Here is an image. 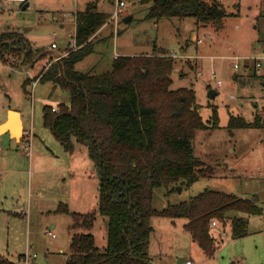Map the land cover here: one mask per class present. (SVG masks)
<instances>
[{
  "label": "trees",
  "instance_id": "trees-1",
  "mask_svg": "<svg viewBox=\"0 0 264 264\" xmlns=\"http://www.w3.org/2000/svg\"><path fill=\"white\" fill-rule=\"evenodd\" d=\"M148 3L146 18L193 16L197 24L222 27L225 8L217 0H140ZM109 18L90 1L75 12V48L45 65L35 77L51 81L68 91V102L58 110L44 105V125L67 148L72 138L87 146L98 176V212L107 217L104 249L96 245L94 212H69L71 233L64 264H151L148 242L154 215L185 217L186 229L207 253L215 248L210 222L230 217L231 236L247 233V218L229 216L231 210L259 214L262 207L253 197H240L220 189L204 188L188 200L168 202L157 208L153 192L165 194L177 185H191L199 178L202 161L194 154L192 140L198 128L219 125L217 106L204 121L195 104L192 88H171L174 58L167 52L118 54L111 67L102 72H83L75 63L91 53L96 42L108 36L94 33ZM131 20V19H130ZM119 33V31L117 32ZM13 31L0 33V55L4 51L32 60L27 39L13 40ZM22 58V57H21ZM27 81H25L26 84ZM257 117V115L255 116ZM228 128L258 126L231 114ZM0 264H16L0 260Z\"/></svg>",
  "mask_w": 264,
  "mask_h": 264
},
{
  "label": "rangeland",
  "instance_id": "rangeland-1",
  "mask_svg": "<svg viewBox=\"0 0 264 264\" xmlns=\"http://www.w3.org/2000/svg\"><path fill=\"white\" fill-rule=\"evenodd\" d=\"M123 1L126 6L119 19L108 18V25L94 33L95 37L103 36L108 31L112 35L103 42H98L96 51L79 61L76 69L91 73L105 71L111 67L116 53L167 52L175 61L171 73V88H192L195 104L198 105L204 121L211 118L214 105L217 106L219 116L217 127L196 129L192 140L194 154L202 161L199 178L191 185H177L176 190L168 196L163 194L164 188L154 189V207L161 208L165 200H188L206 187L234 193L240 197H256L262 207L259 214L243 215L248 220V234L242 237L231 236L230 226L226 229L227 224H230L229 219H225L223 223L216 219L223 232L221 239L216 236L218 245L209 255L193 241L191 233L184 228L183 223L187 221L185 217L152 216L154 231L150 248L154 252H151V255H154L153 264H174L172 253L178 249L191 255L195 264H264V126L236 127L232 132L227 126L231 114L244 116L247 120L253 116L254 105L251 99L245 97L242 99L243 105H239L237 96L244 90L249 93L260 90L256 85L243 84L240 79H234L233 72L243 69L246 55L264 54V0H217L226 10L220 28L197 24L193 16H173L158 20L146 18L144 9L139 7L140 0ZM18 4L13 1L5 2L2 7L4 10L0 11L1 17H5L22 30L25 26H33L28 36L41 47L49 46L53 39L59 45L64 44V37L74 30L72 22H68L64 28L59 27L58 22L52 18V14L57 15V12L45 15L31 7L21 9ZM82 5V0H66L62 13L72 16V11H69ZM99 7L103 10L111 8L109 4H99ZM136 7L140 9L138 13ZM128 14H132L133 18L125 21L124 17ZM53 31L57 32L56 37L52 36ZM13 35L19 39L26 38L24 32H15ZM234 55L240 56V67L237 69L232 65ZM46 58L47 56L28 62L27 59L21 60V57L11 52L4 51L0 55V116L4 114L7 104L18 106L27 112L34 105V130L38 137L41 134L39 126L42 105L51 104L50 101L41 99L49 98L62 102L69 98L68 91L63 88L57 86L53 89L51 81H37L34 84L35 77L45 64H48ZM217 79L221 80V84L217 83ZM210 89H215L217 93L209 95ZM231 94L235 95V98ZM30 127V119L25 116V128L33 135ZM41 129H45L49 138L59 145L49 129L43 126ZM18 139L21 140V135ZM22 144L23 141L19 146L22 147ZM32 150L34 152V148ZM97 184V178L93 177L91 196L97 194ZM8 199L11 200H6ZM235 212L240 213L238 210H231L228 214ZM98 215L101 216L99 212ZM68 219L70 221L69 216ZM18 228L20 229V225ZM216 229L217 227H211L212 232ZM50 230L51 233H48L45 227H39L38 234L31 233L30 243L36 248L30 249L31 255L36 252L34 264H63V254L58 250V246H62L64 252L69 253L70 235L66 233V227ZM86 231L95 235L98 248H105L107 225L96 220L94 226ZM52 233L57 235L53 237ZM25 242L24 234L13 238L6 233V228H0V252L9 259L17 258L16 253L12 251ZM203 259L204 262H201ZM17 264L23 263L20 261Z\"/></svg>",
  "mask_w": 264,
  "mask_h": 264
},
{
  "label": "crops",
  "instance_id": "crops-1",
  "mask_svg": "<svg viewBox=\"0 0 264 264\" xmlns=\"http://www.w3.org/2000/svg\"><path fill=\"white\" fill-rule=\"evenodd\" d=\"M90 1L96 2L97 9L108 13L110 16V12L112 10V4L110 0H82L83 5L80 8L78 6L77 7L75 6L76 8L74 10L69 11V12L72 11V16L71 15L67 16L64 13H62L63 7H65L64 5L66 3V0H26L24 3L18 4V6H20L21 9L31 7L34 10H38L45 13V15L51 14L53 12H57V15L54 13L52 14V18L58 22V25L61 28L66 27L68 22H72L74 26V30L72 33L69 32L67 37H64L65 40L63 39L62 43L64 44L62 45H59L55 41V39H53L50 41L49 46L46 45L44 47H41V45L37 44L38 42L31 40L28 36L33 26H25L24 29L22 30L21 27H17V25L10 23L9 20H6L5 17H1V15H0V33L6 31H13V33L24 32L26 36L25 39H27L29 43H31L30 45L32 47V50L34 52L37 51L36 52L37 55L28 62H32L35 59L47 56L46 59L49 64L54 59L58 58L57 57L58 55H60L59 57L65 55L68 52V50L71 48L70 44L72 43V40L74 38L73 36L75 35V12L77 10L83 9ZM5 2H8V0H0V11L4 10V8L2 7ZM99 4L101 5L109 4L111 8L110 10H106V9L103 10L101 7H99ZM23 5H25V7H23ZM139 7L140 9L142 8L144 9V13L146 15L149 4L141 3ZM139 7L138 8L136 7L137 13L140 10ZM59 12H61L62 14ZM130 15H131L130 19H132L133 15L132 14ZM130 19L125 21H129ZM106 25H108V23L102 25L99 28V30H102L103 27H105ZM109 34L110 33L108 31V33L103 34V36H108ZM52 36L56 37L57 32L53 31ZM13 40H18L17 36H15V38H10L7 41L12 42ZM52 43H56V46L52 47ZM97 43L98 42L94 44V48L91 53H94L96 51ZM91 53H89L86 56H89ZM117 55L118 54L116 53V56ZM252 56L255 55H246V60L243 63V69L239 72L234 71L233 77L234 79L237 80L240 79L243 82V84H249L251 86L256 85L259 88L260 91L257 90L256 93H252V92L249 93L246 92L245 90L240 92V95L237 96L238 97L237 104L243 105L242 99L245 97L250 98L254 105V112L252 118L248 120L252 121L255 118L256 123L258 124L257 127H260V126H264V75L258 74L253 71L252 59H251ZM234 59L235 60L233 61L232 65L234 69H237L238 67H240V63H239L240 56L234 55ZM21 60H24V58L22 57ZM79 61L75 63V68ZM235 62L239 64L237 68L234 67ZM48 64L46 63L45 65ZM83 72H87V71H83ZM37 81L40 80H38V78L34 79L33 81L34 84ZM55 87H57V85L52 83V88L54 89ZM231 96L235 98V95L231 94ZM41 100L50 101L51 104L48 105L56 106V107H59V104L61 103V102H57L56 100H49V98H43ZM62 102L67 103L68 99ZM44 105H46V103L42 105V109H41L42 112L40 119L41 124L39 126L40 128L39 132L41 134L39 137L38 134H36V130H34L35 117H36L34 114V108H35L34 105H32L30 111L27 112V111H23L18 106L14 107L7 104L6 108L4 109L5 110L4 114L0 116V124L3 122H10L11 126L13 127L18 122L22 128H25V116L29 117L30 126H31L30 128L33 134L32 148H34V152L31 148V153L28 154L25 149L19 146L21 143V140L18 139L19 136L15 138L13 136V133L8 130L0 131V145L2 146L0 147V198H1L0 228L2 227L6 228V233L12 235L13 238H17L18 234L19 235L24 234V236L26 237V242L24 244L21 243L20 245L17 246V248L13 249L12 251L13 253H16L17 258L15 260L9 259L8 257L2 255L1 252H0V260L7 259L10 262L13 263L16 262V264L20 262L18 260L22 254L24 253L31 254L30 249L32 250L36 249L30 243V236L31 233L34 234L36 232V234H38L39 227L40 228L45 227L47 232V230L49 231H51L50 229L56 230V228L59 229V227L64 226L66 227V233L71 237V233L69 230V224L71 222V218L69 212L58 211V210L56 211V209L61 205H66L69 211H78L83 213L94 212L96 215L94 224L96 220H100L102 224H105V226L107 225V217L105 215L102 216V214L101 216L98 215V192L93 196L90 195L92 179L94 177L97 178L98 181V176L96 173L94 161L90 158L88 154L87 146L77 141L74 137L72 138V149L67 148L62 142H60L55 137L59 142V145H56L57 143H55V141L49 138L45 129H41V127L43 126L44 128H47L51 131L49 127L44 125V121H43ZM11 110L16 111L17 114L12 115ZM256 115L257 117H255ZM51 133L53 134L52 131ZM53 136L55 135L53 134ZM163 194L166 196L165 193ZM244 197H250V195ZM7 198H10L11 200L9 199L6 200ZM257 199L258 198H256L255 200ZM168 202L170 201L165 200L162 203L161 207L166 206ZM232 214L244 215L246 213L240 212L239 214H236L235 212ZM232 214L230 213L229 216H232ZM68 216L70 218V221L68 219ZM170 218H176V217H170ZM225 219H229L230 221L231 218L228 217ZM151 220L152 217L150 219V223L152 226L153 221ZM214 220L216 221V219ZM170 222L173 223L172 221ZM186 222L183 223L185 229H186L185 227ZM159 223L161 222L159 221ZM18 225H20V229L18 228ZM213 226L217 227L215 231L216 233L211 231V227ZM228 226H230V224H227L226 229ZM220 227L222 226L217 225V221L214 225L211 224L210 222V231L214 239L216 238V236L218 238L220 237L221 239L222 236L221 233L223 232V230ZM230 230H231V226H230ZM153 231L154 228L152 227V231L148 242V251L151 256V264H153L154 261L152 258L154 257V255L153 256L151 255V252H153V250L152 248H150L151 235ZM246 234H248V224H247ZM55 235H57V233H55L53 237H55ZM233 238H237V237H233ZM193 241L196 242V240L194 239ZM215 242H216L215 243V247H216L218 245V242L217 241ZM46 249H48V247ZM58 250L61 251L63 254V264H64L67 253L64 252L62 246H58ZM35 253L36 252L32 253L34 254L33 255L34 261L36 255ZM205 253L206 255H209V253H207L206 251ZM172 256H173L174 264H182L183 260L186 257H192L188 253L186 254L180 251V249L176 250L175 253H172ZM201 262H204V259L201 260Z\"/></svg>",
  "mask_w": 264,
  "mask_h": 264
},
{
  "label": "built area",
  "instance_id": "built-area-1",
  "mask_svg": "<svg viewBox=\"0 0 264 264\" xmlns=\"http://www.w3.org/2000/svg\"><path fill=\"white\" fill-rule=\"evenodd\" d=\"M8 1H13V2H17L19 4L24 3L26 0H8ZM111 4H112V10L110 12V16L109 19H113V20H118L119 17L121 16V13L124 9V7L126 6V3L123 0H110ZM74 37V36H73ZM56 43H52V47H55ZM71 48H75V38H73L72 43L70 44ZM60 55H58L57 57H59ZM252 59V68L253 71L264 75V54H260V55H255L251 57ZM239 64L237 62L234 63V67H238ZM213 74H215V72H213ZM217 83L221 84V80L217 79ZM52 110H57L58 107L56 106H51ZM23 141L22 147L27 151L28 154L31 153V141H32V135H31V131L23 128L22 129V133H21V142ZM216 221L212 220L211 224H215ZM48 233H51V231L47 230ZM52 235H54V233H52ZM33 255L28 254V253H24L20 256L19 261H21L23 264H34L33 263ZM182 264H194V260L191 257H186Z\"/></svg>",
  "mask_w": 264,
  "mask_h": 264
},
{
  "label": "water",
  "instance_id": "water-1",
  "mask_svg": "<svg viewBox=\"0 0 264 264\" xmlns=\"http://www.w3.org/2000/svg\"><path fill=\"white\" fill-rule=\"evenodd\" d=\"M23 7H25V5H23ZM130 18H131V15H128V16L125 17L124 20H128ZM216 93H217V91L215 89H210L209 90V95H211V96L215 95ZM11 112H12V115H16L17 114L16 111H14V110H11ZM20 127H21V125L18 122L13 127L11 126L10 122H3V123L0 124V131L8 130V131L13 133V136L15 138H17L18 136H20L21 131H22V127L21 128ZM253 199L255 200L256 197H254Z\"/></svg>",
  "mask_w": 264,
  "mask_h": 264
}]
</instances>
